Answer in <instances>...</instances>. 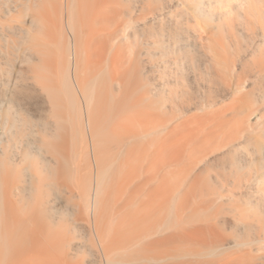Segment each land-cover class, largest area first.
Listing matches in <instances>:
<instances>
[{"label":"bare ground","instance_id":"1","mask_svg":"<svg viewBox=\"0 0 264 264\" xmlns=\"http://www.w3.org/2000/svg\"><path fill=\"white\" fill-rule=\"evenodd\" d=\"M263 45L264 0H0V264H264Z\"/></svg>","mask_w":264,"mask_h":264},{"label":"rangeland","instance_id":"2","mask_svg":"<svg viewBox=\"0 0 264 264\" xmlns=\"http://www.w3.org/2000/svg\"><path fill=\"white\" fill-rule=\"evenodd\" d=\"M260 27H261V23H257V25H256V22H249L246 24H241L237 27V30H236L237 31V33H236L237 38L242 39V40H246V41L250 38L251 42L248 41L247 43H250L252 45V48H250L251 49L250 53H249V51H248V53L247 52L245 54L243 53V56H242L243 58H239L237 56L235 57V60H237V66L238 67H241L239 62H240V60H243L245 58V55H247V54H248V56L245 58V62L246 63L251 62L254 59V58H252L254 56V52L258 51L260 46H262L261 45L262 39L259 38L261 36ZM233 47L237 48L236 46H233ZM237 52H238V50L235 51V55ZM232 55L234 56V52H232ZM228 56H231V55H228ZM231 57H229L228 59H230V61H231L230 63L232 64L234 59H233V57L232 58ZM252 73H254V72H251V74ZM256 74H254L252 77H250V79H248L246 81L247 82L246 88L249 85L248 90L250 88L251 94L257 96L256 98H258L259 99L258 101L260 102V99H261L263 91H264L263 90L264 89V83H263L264 79L262 80V78H264V77H261V76H264V72H261L260 74H257V75ZM230 92H232V90H230ZM229 97H230V95H229ZM250 103L251 102H248V104H250ZM259 105H258L259 108L263 106L261 102L259 103ZM256 127H258V125L255 126V129H256ZM259 128H261V126H259ZM259 130L260 129H258L256 133H258ZM260 132H262V131L260 130ZM245 189L246 188H242L240 190H232V191H234L235 193L240 195L244 192ZM248 196L249 195H246V197H248ZM257 247H260V244H257ZM257 253L260 256L264 255V251H262V250L259 252H255L256 255H257Z\"/></svg>","mask_w":264,"mask_h":264}]
</instances>
